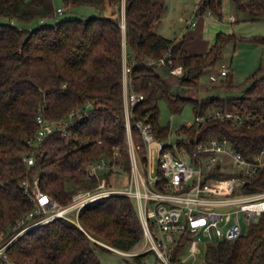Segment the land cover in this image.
I'll list each match as a JSON object with an SVG mask.
<instances>
[{"label": "trees", "instance_id": "trees-1", "mask_svg": "<svg viewBox=\"0 0 264 264\" xmlns=\"http://www.w3.org/2000/svg\"><path fill=\"white\" fill-rule=\"evenodd\" d=\"M63 3L66 10L91 5L101 13L61 18L54 0H0V247L42 217L20 224L37 207L33 200L36 179L42 191L62 206L69 205L78 192L96 189L98 177L87 179V166L103 156L112 157L114 146L121 150L117 162L130 174L124 111L125 43L133 87L145 95L134 107V119L149 117L158 138L171 133L169 125L159 122L158 101L164 98L174 113L187 103L193 105L196 116L216 109L251 113L240 125L233 118L182 124L177 133L189 137V148L217 137L228 139L251 160L264 149L263 64L242 84H235L231 71L211 86L216 94L199 95L204 71L218 63L228 44L236 45L243 38L218 32L207 52L192 54L183 49V39L157 31L166 0ZM232 3L248 19L264 18V0ZM222 7L223 0H197L196 15L210 12L221 18ZM251 41L260 43L264 38ZM169 51L174 65L184 68L182 75L173 78L188 89L185 95L175 93L171 79L159 74V64L151 63ZM222 91L232 95H219ZM71 112L76 113L77 125L69 127L67 136L57 132L41 142L36 140L39 113L59 120ZM134 133L141 141L138 131ZM27 157H34V163L29 164ZM247 188L264 191V168L249 180ZM73 215L54 218L13 239L0 254V264H103L100 251L121 255L118 250L131 252L142 240L143 228L129 196L109 195L85 205L77 217ZM186 253L183 240L173 251L176 264H195L181 261ZM124 256L137 264H159L153 251ZM202 256L205 264H264V214L238 239L208 244Z\"/></svg>", "mask_w": 264, "mask_h": 264}, {"label": "built area", "instance_id": "built-area-1", "mask_svg": "<svg viewBox=\"0 0 264 264\" xmlns=\"http://www.w3.org/2000/svg\"><path fill=\"white\" fill-rule=\"evenodd\" d=\"M62 11V8H58L59 13ZM187 22L194 27L197 19ZM129 57L125 50L124 111L130 174H126L123 165L117 162L121 150L119 146H114L112 157L103 156L87 166V179L98 177L96 189L78 192L69 205L62 206L42 191L36 179L33 200L37 207L20 224H26L37 215L42 217L25 225L13 239L54 218H71L70 214L77 217L85 205L112 194H120L133 199L143 236L134 251H118L128 255L153 251L159 264H176L173 251L183 240L187 253L181 261L187 262L202 256L210 243L238 239L253 221L264 214V191H249L247 188L249 180L264 168V149L251 160L237 151L228 139L211 137L189 148L191 142L185 134L158 138L149 117L134 119V107L145 99V95L133 87ZM151 63L167 67L172 77L184 73L182 65H174L172 51ZM229 73L230 65L224 63L218 73L210 74L209 79L216 82ZM75 114L71 112L67 117L56 120L39 113L36 140L41 142L57 132L67 136L69 127L77 125ZM211 118H233L240 125L251 118V113L242 115L216 109L196 116L193 123L199 124ZM136 130L141 141L135 138ZM224 156H230L233 164H227ZM26 160L29 164L34 163V157H27ZM108 172H111L110 177L103 175ZM115 172H119V178L113 177ZM216 173L231 175L216 176ZM116 179L124 187L113 185L112 180ZM13 239L0 247V254Z\"/></svg>", "mask_w": 264, "mask_h": 264}, {"label": "rangeland", "instance_id": "rangeland-1", "mask_svg": "<svg viewBox=\"0 0 264 264\" xmlns=\"http://www.w3.org/2000/svg\"><path fill=\"white\" fill-rule=\"evenodd\" d=\"M54 2L56 8H62L63 10L59 15L61 18L70 16L86 18L88 16H97L101 13L98 8L91 5H80L74 9L66 10L63 0H54ZM195 3L196 0H170L168 4V19L164 21L163 26L158 30V32L163 33L168 37H175L180 33H186V30L190 28L186 26L185 22L179 19V16L182 13L185 17H197L195 14ZM222 11L223 14L221 18L210 12L206 13V18L209 19V21L205 24L206 32H209L214 37H216L218 32L236 34L243 39H240L236 45L233 43L228 44L224 48L222 57L219 59L218 63L204 71L200 79L202 90L199 95L216 94V91H213L211 86L213 84H219L221 79L212 83L209 76L211 73H218L224 63L230 65V72L232 71L233 73L235 84H242L248 76L253 74V72L259 68L260 65H264V42L254 43L251 41L253 38H264V18L260 20L248 19V15L246 13L239 11L234 7L232 0H223ZM234 14L236 15L235 21L231 18V15ZM171 81L174 83L176 82V79L172 77ZM207 89L208 91H205ZM219 95H232V93L222 91ZM158 106L160 110L159 122L162 125L170 126V135L172 136L177 134V129L182 124H192L195 121L196 115L191 103H187L181 112L178 113L172 112L164 98L159 99ZM224 157H226L227 164H233V160L230 156ZM118 173L119 172H117L116 175H113V177L119 178L117 175ZM112 181L113 185L117 187H124V185L120 183L121 181H119V179ZM75 217L76 216L73 215V218ZM101 242L106 246H110L103 241ZM136 248L137 246L134 247L131 252ZM122 254L123 253L120 255L113 250H102L100 251V258L103 264H137L133 258L126 257ZM192 260L195 264H205V258L203 256L193 258ZM149 261H154L153 256H149Z\"/></svg>", "mask_w": 264, "mask_h": 264}, {"label": "crops", "instance_id": "crops-1", "mask_svg": "<svg viewBox=\"0 0 264 264\" xmlns=\"http://www.w3.org/2000/svg\"><path fill=\"white\" fill-rule=\"evenodd\" d=\"M168 2V3H167ZM170 0H166V9L164 11V14L161 18V21L158 25L157 31L159 29H161V27L163 26L164 21H166V19H168L169 16V9H168V4H169ZM196 9H195V14H196V10H197V0H196ZM212 16V15H211ZM214 17V16H213ZM197 19V24L194 27H191L188 24V20H193L194 18H190L189 16L185 17L184 15L179 16V19L183 22L186 23V26L189 27L190 29L186 30V33H180L179 35L175 36V37H168L167 35H164L163 33H160L162 35H164L165 37L168 38H172V39H176V40H184L183 41V49L187 50L189 53L195 54V53H205L207 52L211 45L214 42V36H212L209 32H206L205 30V24L206 22L209 21L208 18H206V14L200 16V20H199V16L195 17ZM232 20H236V15H231ZM159 33V32H158ZM183 34V36H182ZM125 50L127 52V45L125 43Z\"/></svg>", "mask_w": 264, "mask_h": 264}, {"label": "water", "instance_id": "water-1", "mask_svg": "<svg viewBox=\"0 0 264 264\" xmlns=\"http://www.w3.org/2000/svg\"><path fill=\"white\" fill-rule=\"evenodd\" d=\"M158 71H159V74L161 76H165L168 79H172V75L170 74V71L167 67H160ZM173 91L175 93L185 95V93L188 92V89L182 88L179 83H174L173 84Z\"/></svg>", "mask_w": 264, "mask_h": 264}]
</instances>
